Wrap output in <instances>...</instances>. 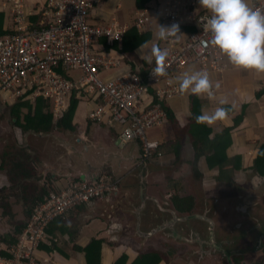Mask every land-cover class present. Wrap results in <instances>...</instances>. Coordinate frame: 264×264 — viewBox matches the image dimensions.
Masks as SVG:
<instances>
[{
    "label": "crops",
    "instance_id": "crops-1",
    "mask_svg": "<svg viewBox=\"0 0 264 264\" xmlns=\"http://www.w3.org/2000/svg\"><path fill=\"white\" fill-rule=\"evenodd\" d=\"M48 1L27 0L32 21L39 22L41 9ZM167 1L169 0H99L90 13L92 23L117 22L128 26L121 41L110 44L104 38L95 44L97 51L120 59L119 65L103 70L104 78H113L128 71L146 74L154 65V59L153 64L146 63L137 49L141 44L147 49L166 42V39H159L156 32L159 24H168L157 17L155 8L165 5ZM195 1L193 11L211 15L210 10L199 4V0ZM4 2L5 0H0V17H3V31L9 33L14 30L13 17L5 8ZM249 4L252 6L253 0H249ZM146 8L151 12V20L140 29L135 25L136 11ZM196 29L193 24L184 26L183 32L177 35L178 46L183 45L188 32ZM128 35L136 43V47L131 50L124 48L123 44ZM222 67L217 69L209 66L204 69L209 73L213 87L210 94L205 92L198 97L202 101L201 111L206 120L212 123L214 132L222 133L225 126L234 123L236 117L245 115L239 130L232 134L233 142L228 149L230 158H243V165L241 170L229 178L222 175L219 167L210 168L203 157L198 162L199 172L193 171L203 187L212 188L241 182L245 183V188L250 186L252 191L241 194L238 196L240 199L233 202L236 208H241L240 213L234 214V224L242 220V208L249 209L253 203L264 202V174L255 169L253 162L264 145V72L236 67L226 56ZM186 70H202V67L199 63H192ZM175 77L173 82L177 83ZM153 93L151 90L146 96L147 102L155 97ZM191 95L193 94L185 91L168 99L176 122L167 119L163 125L150 131L151 139L163 143V156L153 161H144L139 142L124 141L119 125L111 126L90 118V112L103 102L97 93H87L84 88H77L71 93L64 116L76 98L70 119L72 127L58 126L57 123L62 117H54L51 103L42 98L46 104L44 110L52 115L50 128H42L45 126L37 119L40 98H14L7 92L1 93L0 257H10L9 248L17 243L34 205L49 191L65 189L72 182L85 177L95 179L107 175L117 184V191L109 197L78 207L67 219L53 223L49 227L45 242L37 252L41 264H116L123 255L127 256L126 264H132L138 256L151 253L147 252L151 244L159 246L164 239L171 238L165 231L148 238L142 237V233L149 232L158 225L157 218H164L165 222V219H185L190 215L191 212L181 202L182 198L187 197L192 199V212L196 218L185 221L190 220L191 223L200 220L205 225L198 229L189 226L188 231H181L177 225L184 221L175 222V232L184 239L174 240L185 243V248L179 249L174 255L171 252L165 253L164 250L153 251L163 257L159 264H170L169 257L172 261V256L175 259L176 255L180 259L178 264H225L217 251L222 252L223 249L218 246L219 239L222 237L223 241L229 240L228 234H225V228L221 227L215 216L222 205L228 204L224 197L225 188L221 194L200 197L190 193L184 196L178 189L184 182L181 175L179 176L180 172L176 171L168 178L163 173L173 164L178 169H187L194 162L195 150L189 134L185 133L182 137L179 157L174 154L178 136L176 129L184 128L191 115ZM18 105L21 112L16 111ZM225 105L234 107L235 112L222 118L216 117L215 110ZM119 138L121 141L118 142ZM232 166L228 165L225 169L229 170ZM198 214L212 219L214 228L211 221L199 218ZM260 216L264 217V210H261ZM233 224L227 232L231 231ZM213 230L218 240H215ZM196 232L206 240L205 244L197 242L194 238ZM91 245V253L87 257L85 249ZM215 246L220 250L217 248L213 254L211 248Z\"/></svg>",
    "mask_w": 264,
    "mask_h": 264
},
{
    "label": "built area",
    "instance_id": "built-area-1",
    "mask_svg": "<svg viewBox=\"0 0 264 264\" xmlns=\"http://www.w3.org/2000/svg\"><path fill=\"white\" fill-rule=\"evenodd\" d=\"M195 2L169 0L155 8L159 19L168 26L179 24L180 31H174L158 46L168 49L165 71L157 78L150 71L144 80L138 71L109 79L102 76L103 70L119 65L120 59L97 51L95 44L104 38L110 44L121 41L128 26L117 22L92 23L90 13L99 0H49L41 9L38 23L30 18L27 0H5L14 30L0 36V94L46 99L51 103L54 117L61 118L75 89L97 93L103 102L90 112V118L111 126L119 125L124 141L139 142L144 161L161 158L160 142L149 138L146 132L167 121L164 101L181 94L173 78L187 71L186 67L192 63H199L202 70L209 66L222 69L225 59L213 44L211 33L203 31L202 24L210 14L193 11ZM252 6L264 9V0H253ZM150 20L149 9L136 11L138 28H144ZM188 24L197 29L188 32L179 47L177 35ZM73 71L80 72L77 79L70 75ZM151 90L159 102L148 105L146 96ZM116 190L115 181L101 175L92 181H74L65 189L49 191L35 207L17 244L9 248L11 257H0V264H41L37 252L53 220L67 217L78 207L109 197Z\"/></svg>",
    "mask_w": 264,
    "mask_h": 264
},
{
    "label": "clouds",
    "instance_id": "clouds-1",
    "mask_svg": "<svg viewBox=\"0 0 264 264\" xmlns=\"http://www.w3.org/2000/svg\"><path fill=\"white\" fill-rule=\"evenodd\" d=\"M199 4L211 13L202 24L203 31L211 33L213 44L229 62L236 67L264 72V9L250 6L249 0H199ZM174 31H180L179 24H159L156 35L164 40ZM137 51L146 63L151 65L155 60V65L151 68V75L155 78L165 71L164 61L169 54L168 49L157 46L146 49L141 44ZM175 81L181 93L189 91L197 95L205 92L210 94L213 87L206 70L185 71L177 75ZM214 115L224 117L225 109L218 107ZM39 203L34 205L26 226Z\"/></svg>",
    "mask_w": 264,
    "mask_h": 264
},
{
    "label": "trees",
    "instance_id": "trees-1",
    "mask_svg": "<svg viewBox=\"0 0 264 264\" xmlns=\"http://www.w3.org/2000/svg\"><path fill=\"white\" fill-rule=\"evenodd\" d=\"M1 18L3 17H0V36L6 34V32L3 31V19ZM125 40L126 41H124L123 43L124 48L127 47L126 49L131 50L134 47H136L135 45L136 43H133L131 35H128V37ZM152 67L153 66H151V68ZM151 68L146 73L147 75L142 73V77L144 80L147 79V76L149 75ZM190 99H191L190 100L191 115L188 118V123L181 130H178V128L176 129L178 136H177V139L175 141V146H174L175 156L179 157L180 155L179 152H180L182 137L184 136L185 133L189 134L190 140L195 150V159L192 164V166L194 167L193 170L195 171V173L199 172L198 162L203 157H205L210 168L219 167L223 176H226V177L228 176L229 178L232 177L235 173L241 170L242 165H243V161H242L243 158L241 156L230 158L228 155V149L232 145V142H233L232 134L235 131L239 130V127L243 124V120H245V115H242V117H236L234 119V123L231 125L225 126L222 133L214 132V127L212 123L206 120V117L201 111L202 109L201 99L198 97L197 94L191 95ZM38 101H39V104H38L39 109L37 110L38 112L37 119L41 120L40 124L45 126L42 128H46V127L50 128L51 126L50 122H51L52 115L49 114V112H46L44 110V107L46 104H44V101L42 100V98H40ZM76 101L77 99L74 98L72 102L73 105H71V108L69 109V111L57 123L58 126L72 127L70 126L71 125V120H70L71 112H73L72 109L74 108V104L76 103ZM167 101H164L163 103V107L165 108L166 113H167V119L172 120V122L175 123L176 120L172 115V112L169 108ZM158 102H159L158 99L154 97L153 99L149 100L148 105H153ZM20 106H21V103H20ZM222 108L225 109V115L233 114L235 112V108L232 107L231 105H225ZM16 111L21 112V108L19 107V105ZM197 117H201V118L197 119ZM162 148H163V143L160 144L161 151H162ZM259 151H260L259 155L253 161L255 163L254 167L258 172H260L261 174H264V145L261 147ZM228 165H233V166L231 169L226 170L225 167ZM181 202L184 203V205L187 208L186 210L188 212L192 211L193 204H192L191 197L182 198ZM65 219H67V217H58L51 222L49 227L53 223L57 221H63ZM49 227L47 229V234H48ZM94 242L97 243L98 241H94ZM91 247L92 245L89 248L85 249L87 252V257H89L91 253ZM10 257H11V254H10ZM162 260H163V257H161L157 252H152V253L142 254L138 256L132 264H159L161 263ZM126 261H127V256L123 255L117 261L116 264H126Z\"/></svg>",
    "mask_w": 264,
    "mask_h": 264
},
{
    "label": "rangeland",
    "instance_id": "rangeland-1",
    "mask_svg": "<svg viewBox=\"0 0 264 264\" xmlns=\"http://www.w3.org/2000/svg\"><path fill=\"white\" fill-rule=\"evenodd\" d=\"M77 73H78L77 71L76 72L73 71V72H71V75L73 77H78L79 75H77ZM158 127L159 126H155L154 128L147 129L146 133H147L149 138L152 137L151 134H150V131L152 129H156ZM176 171L180 172L179 176L181 175L180 178L184 181V182H182L181 186L180 185L178 186V189H179L180 193H182V195H184V196H187L190 193H194L195 195L200 196V197H204V196H208V195H212V194L215 195L217 193L221 194L223 188H225L224 194L229 199L235 200V198H233L234 196H237V199H238V195L239 194L244 195V194H246V192L249 193L250 191H252V189H250V186L247 187V188L243 187V185L245 184L244 182H241V183H238V184L237 183H231V185L228 184V185H225V186L219 185V187H212V188L203 187L201 185V183H199V181L196 179V177L194 175L193 166L191 168H187V169H178V168H176V165L173 164L170 168H168L163 173L165 174V177L168 178V177H171ZM263 182H264V179L262 180V183ZM168 192L171 193V190H169ZM203 204H204V201H203ZM251 205H252V207L251 208L249 207V209H248V211L250 213V216L251 217L252 216L253 217H256V216L259 217V214H260L261 210L262 211L264 210V202H262L261 204L253 203ZM245 212H247V211H245ZM223 213H224V210L219 209L218 213L215 214L216 219L219 220V218H223ZM189 221H184V223H182V224L179 223L177 225V228L180 229L181 231H183L184 229L187 230L189 226L195 227V228H201V227H204V225H205L200 220L191 221V223H189ZM160 237L163 238L162 234H160ZM222 241H223V239L221 237L219 239V242H222ZM151 245L152 246H149V248H147V252L151 251V253H152L153 251H157V249H158L160 251L164 250L165 253H170L171 252V255L177 254L179 249H184L185 248V243H181L180 241L179 242H175L173 237H171L170 239L167 238L166 240L164 239L163 242H162V245H159V246H156V245H153V244H151ZM254 246H255V244H254ZM229 249L230 250H234L235 248L234 247H230ZM217 250L218 249L213 247V248H211V253L212 252L214 253ZM230 250H228L229 251L228 253L225 250H223V249H222V252H220V251H217V252H220L221 255L227 257L228 254L230 253ZM248 250H249V247H248ZM248 254L249 255H245L244 256V255H241L239 253H234V251H233L232 254L230 253V264H264V250H260V249L256 250L252 246V249L249 250ZM160 256H161V254H160ZM241 257L243 259H241ZM170 258L171 257H169V259H168L170 264H173L174 262H175L174 264H178V261L180 260L177 255L175 256V259H174V256H172V258H173L172 261H171ZM223 259L225 261H227L224 257H223ZM238 259L241 260V263H238Z\"/></svg>",
    "mask_w": 264,
    "mask_h": 264
},
{
    "label": "flooded vegetation",
    "instance_id": "flooded-vegetation-1",
    "mask_svg": "<svg viewBox=\"0 0 264 264\" xmlns=\"http://www.w3.org/2000/svg\"><path fill=\"white\" fill-rule=\"evenodd\" d=\"M240 195L241 194H239L238 196ZM224 197H226V199L228 200V204L226 205L225 203L224 205L221 206V209L224 210V213H223V218H219L218 222H220L221 227L225 228L226 230L225 234L226 235L228 234L229 240H224L218 243V246H220V248L223 246V250H225L227 253L229 252L228 250H230L229 249L230 247H234L235 248L234 250H230L231 254L234 251V253H239L244 256L249 255L248 252L249 250L252 249V246L256 250H259V249L264 250V217H261L260 214H259V217L256 216L257 218L253 216L251 217L248 211V208L245 209L244 207L242 208L243 210L242 220L240 222H236L233 224L234 217H235L234 214L236 212L240 213L241 208L239 207L236 208V206L233 205L234 200L229 199L226 195ZM233 198L237 199V196H234ZM189 216H194L192 211ZM231 224H233V227L231 228V231L227 232ZM215 230H216V226H215ZM195 234L196 235H194V238L197 240V242L200 241V242H203V244L206 243L205 242L206 240H204L198 232H196ZM214 234H215V240H218L216 232ZM248 247H249V250H248ZM214 248L217 249L218 247L215 246ZM230 253L228 254L227 257L219 253V256L222 257V260L224 261L223 263L230 264ZM223 257L227 261H225ZM241 259L243 258L241 257ZM238 263H241L240 259H238Z\"/></svg>",
    "mask_w": 264,
    "mask_h": 264
},
{
    "label": "water",
    "instance_id": "water-1",
    "mask_svg": "<svg viewBox=\"0 0 264 264\" xmlns=\"http://www.w3.org/2000/svg\"><path fill=\"white\" fill-rule=\"evenodd\" d=\"M121 141V138L118 139V142ZM81 181H92L93 178H90V179H87V177L83 178V179H80ZM117 191V190H116ZM196 217V215L194 216H187L185 217V219H181V218H178V217H175V219L171 220V219H165L167 221L163 222L164 218H157L156 220L158 221V225L153 228L151 231L149 232H146V233H142V237H151L155 234H158V233H161L163 231H165V234H169L168 236H171L173 238H176V239H184L182 236L178 235L177 232H175L174 230V224L175 222L179 221V220H182V221H185L187 219H190V218H194ZM198 217L199 218H202V219H205V220H208V221H211V225H212V228H214V222L212 221V219L210 218H207V217H204V215L202 214H198ZM195 229V227H194ZM213 233H214V230H213ZM214 238V236H213Z\"/></svg>",
    "mask_w": 264,
    "mask_h": 264
}]
</instances>
